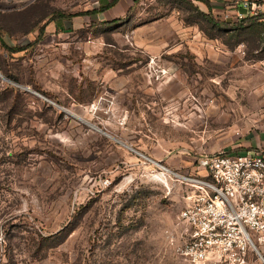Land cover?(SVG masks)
Wrapping results in <instances>:
<instances>
[{
    "label": "rangeland",
    "instance_id": "1",
    "mask_svg": "<svg viewBox=\"0 0 264 264\" xmlns=\"http://www.w3.org/2000/svg\"><path fill=\"white\" fill-rule=\"evenodd\" d=\"M110 1L0 0V264H190L169 234L199 158L264 150V25L233 45L216 0L52 20Z\"/></svg>",
    "mask_w": 264,
    "mask_h": 264
},
{
    "label": "built area",
    "instance_id": "2",
    "mask_svg": "<svg viewBox=\"0 0 264 264\" xmlns=\"http://www.w3.org/2000/svg\"><path fill=\"white\" fill-rule=\"evenodd\" d=\"M216 2L225 21L264 13V0ZM198 162L206 174L188 179L178 239L169 234L176 252L190 264H251L252 257L264 264V150L206 155Z\"/></svg>",
    "mask_w": 264,
    "mask_h": 264
},
{
    "label": "trees",
    "instance_id": "3",
    "mask_svg": "<svg viewBox=\"0 0 264 264\" xmlns=\"http://www.w3.org/2000/svg\"><path fill=\"white\" fill-rule=\"evenodd\" d=\"M121 0H112L110 1L107 5L102 6V7H98L92 10H87V11H82V12H78V13H66V12H62V11H56L55 14L52 16V20L56 21L59 19H70L74 16H91L93 14H100L105 12L106 10L116 6ZM202 1L204 3L207 4V6L209 7V9L213 8V3L211 0H199ZM198 10V14L202 15V17L204 18V20L212 27L215 28L221 32H223L224 34L229 36V39H232L234 41V43H232L233 45L238 44L241 41H244V35H247L248 33H252V32H256L259 34L260 33V29L259 26H263L264 25V13L260 16H256V17H247L244 19H240V20H233V21H224V20H220L216 17H214L211 13H201ZM117 21H106L104 22L105 25H110V24H114ZM46 33V25H42L39 28V34L38 37L36 38V41H34L31 45H37L38 43H40V41L43 39V37L45 36ZM212 36V35H211ZM1 37V34H0ZM2 39V37H1ZM2 41V40H1ZM3 45L5 46V48L7 49V51L11 54L14 53H18L21 51H25L27 50L30 46H12L9 45L7 43H5V41H2ZM229 42V41H228ZM230 44V43H229ZM259 59H261V57H259ZM66 234L64 236H60V235H53L51 237H43L42 239L44 240H49L52 241V244L54 246H57L58 244H60L61 242H63V240H65L66 238Z\"/></svg>",
    "mask_w": 264,
    "mask_h": 264
},
{
    "label": "water",
    "instance_id": "4",
    "mask_svg": "<svg viewBox=\"0 0 264 264\" xmlns=\"http://www.w3.org/2000/svg\"><path fill=\"white\" fill-rule=\"evenodd\" d=\"M0 77L2 78V79H6L7 81H10L8 78H6V77H4L1 73H0ZM10 82H12V81H10ZM23 88H25V89H27V90H30V88L29 87H24V86H22ZM65 111H67V113H69L68 112V110H65ZM72 115V114H71ZM76 118H78L77 116H75ZM78 119H80L81 120V118H78ZM93 127H95V126H93ZM95 129H98V128H96L95 127ZM99 131H101L102 132V130H100V129H98ZM104 133V132H103ZM118 141V140H117ZM118 142H120V141H118ZM120 143H122V142H120ZM123 145H125L126 147H128L129 149H131V150H133V151H135V152H137L135 149H133L131 146H128V145H126V144H124V143H122ZM139 155H141V156H143V157H146L144 154H142V153H140V152H137Z\"/></svg>",
    "mask_w": 264,
    "mask_h": 264
},
{
    "label": "bare ground",
    "instance_id": "5",
    "mask_svg": "<svg viewBox=\"0 0 264 264\" xmlns=\"http://www.w3.org/2000/svg\"><path fill=\"white\" fill-rule=\"evenodd\" d=\"M4 80H6V79H4ZM13 84V83H12ZM30 92H33V91H31V90H29ZM34 93V92H33ZM40 96V95H39ZM69 112V111H68ZM79 118V117H78ZM95 128V127H94ZM98 130V129H97ZM122 144V143H121ZM152 163H155V162H152ZM155 164H157V163H155ZM158 165V164H157ZM163 168V167H162ZM163 169H165V168H163ZM165 170H167V169H165ZM167 172H170V173H172L171 171H168L167 170Z\"/></svg>",
    "mask_w": 264,
    "mask_h": 264
},
{
    "label": "crops",
    "instance_id": "6",
    "mask_svg": "<svg viewBox=\"0 0 264 264\" xmlns=\"http://www.w3.org/2000/svg\"><path fill=\"white\" fill-rule=\"evenodd\" d=\"M56 25H57V22L55 21Z\"/></svg>",
    "mask_w": 264,
    "mask_h": 264
}]
</instances>
